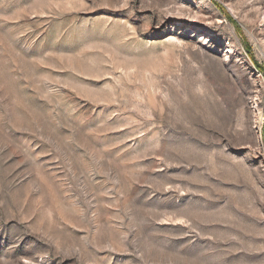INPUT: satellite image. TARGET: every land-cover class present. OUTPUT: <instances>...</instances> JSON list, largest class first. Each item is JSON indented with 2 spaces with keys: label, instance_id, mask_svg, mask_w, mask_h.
Masks as SVG:
<instances>
[{
  "label": "rangeland",
  "instance_id": "obj_1",
  "mask_svg": "<svg viewBox=\"0 0 264 264\" xmlns=\"http://www.w3.org/2000/svg\"><path fill=\"white\" fill-rule=\"evenodd\" d=\"M0 264H264V0H0Z\"/></svg>",
  "mask_w": 264,
  "mask_h": 264
}]
</instances>
